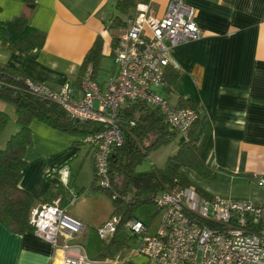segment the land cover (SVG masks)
Segmentation results:
<instances>
[{"label":"crops","instance_id":"1","mask_svg":"<svg viewBox=\"0 0 264 264\" xmlns=\"http://www.w3.org/2000/svg\"><path fill=\"white\" fill-rule=\"evenodd\" d=\"M119 1L34 0L29 7L22 0H0V22L22 15L45 35L42 47L25 52L21 59L12 46L0 41V63L20 66L31 79L50 88L70 83L80 93L85 56L99 41L98 60L88 66L94 81L105 89L118 75L113 43L129 26L138 6L148 4L150 13L161 17L168 2L136 0L123 12ZM184 1L194 8L195 21L203 34L171 48L170 67L176 77L168 92L160 89L159 93L168 101L174 99V106L179 101L194 106L198 116L195 134L201 137L206 131L201 158L214 176L204 178L185 167L180 170L208 194L204 197L264 200V183L260 184L264 181V0ZM107 59L117 66L116 70L99 79ZM76 141V137L40 120L30 122L19 185L36 198L32 211L55 200L67 210L72 193L77 195L73 204L95 197L96 191L87 195L89 186L93 187L94 147ZM172 142L176 152L184 139L176 133L162 145ZM172 155L153 168L176 169ZM82 169L89 177L87 188L84 183L78 185ZM61 170L66 172L67 182L62 180ZM72 242L78 243L76 239ZM57 259L58 252L34 230L16 232L0 221V264H54ZM133 260L136 264H158L144 257Z\"/></svg>","mask_w":264,"mask_h":264},{"label":"built area","instance_id":"2","mask_svg":"<svg viewBox=\"0 0 264 264\" xmlns=\"http://www.w3.org/2000/svg\"><path fill=\"white\" fill-rule=\"evenodd\" d=\"M202 34L194 8L184 0H168L161 17L152 15L148 4L143 3L115 41L113 57L118 75L105 89L90 78L80 81V93L68 83L53 89L42 82L27 81L30 90L58 104L71 118L104 124L102 130L84 138L94 147L93 180L97 186L110 187L109 156L114 146L123 143L117 122L123 105L140 102L158 109L167 125L187 138L197 112L171 105L159 92L168 88L165 68L170 64L171 48L197 40ZM60 174L67 182L66 172L61 170ZM76 199L72 193L70 203ZM154 202L160 215L156 232H150L149 226L137 219L126 223L137 235L133 253L158 264H264V224L258 229L247 225L264 217V200L209 198L188 186L166 190ZM115 222L109 220L100 227V236L113 232ZM30 224L58 252L54 264H126L119 255L92 259L82 244L71 242L83 233L84 224L68 214L58 200L33 210Z\"/></svg>","mask_w":264,"mask_h":264},{"label":"trees","instance_id":"3","mask_svg":"<svg viewBox=\"0 0 264 264\" xmlns=\"http://www.w3.org/2000/svg\"><path fill=\"white\" fill-rule=\"evenodd\" d=\"M22 1L29 7L34 5V0ZM135 2L136 0H120L118 7L126 12L135 5ZM44 40V33L32 27L22 15L0 22V41L12 46L17 51L18 59H21L25 52L42 47ZM114 44L115 42L113 47ZM100 47V42L96 41L86 54L82 79L90 78L94 81L93 71L89 68L97 62ZM175 77L176 73L169 64L165 68L167 92ZM28 80L36 82L20 66L0 63V102L13 106L17 124V131L8 138L4 147L0 146V221L16 232L33 230L30 216L36 198L19 185L25 166L23 154L29 143L30 122L33 119L40 120L76 137L77 143H85L84 138L105 127L99 122L71 118L58 104L30 90ZM178 103L179 107L194 109V106L186 102ZM117 120L122 131L123 143L114 146L109 156L110 187L100 188L94 180L92 185L95 190L107 193L112 201L110 220H116L115 229L109 234L112 235V242L120 248H131L130 239L135 238L137 241V235L127 229L126 223L137 219L150 226L153 217L158 213L154 200L159 194L166 190L193 186L199 194L208 196L192 184L184 171L180 170L181 167L195 171L204 178H211L214 174L209 164L201 158L206 131L201 137L195 134L197 120L191 126L180 148L171 156V160L177 163L176 169L152 168L143 172L136 171L143 157L150 150L172 139L177 131L167 125L158 109L140 102L123 105L118 111ZM8 121L9 114L0 109V136ZM262 224L264 217L247 225L252 229H258ZM97 233L99 238H104L100 236L99 229Z\"/></svg>","mask_w":264,"mask_h":264},{"label":"rangeland","instance_id":"4","mask_svg":"<svg viewBox=\"0 0 264 264\" xmlns=\"http://www.w3.org/2000/svg\"><path fill=\"white\" fill-rule=\"evenodd\" d=\"M107 63L105 64L104 71L99 75V79H103L105 75L108 73H113L116 70V65H113L110 59H107ZM169 103L172 105L174 103V99H169ZM0 109L6 111L9 114V121L7 126L2 131L0 136V146L4 147L8 138L14 134L16 130V122H15V113L12 105L2 102L0 103ZM176 144L174 142L169 145H161L157 148H154L148 152V154L143 157L141 162L137 165L136 171L143 172L152 169L154 166L162 165L166 161H169L170 155L175 153ZM80 152H83V148L80 147ZM85 150V149H84ZM78 157V156H77ZM75 157L73 160L76 162ZM80 155L78 157V161H80ZM86 182V184H85ZM77 183V182H76ZM85 185V188L89 186V177L87 176V172L84 169L78 175V185L81 187ZM89 193L87 195H93V191H96L95 197H91L89 202H76L66 205V211L72 215L81 219L84 224L83 233L76 238V242L82 244L84 247L88 257L92 258H114L116 256H121V258L126 259L127 257H131L130 261L128 260L126 264H136L133 259H137L140 257H144L147 260L146 256L142 254H135L132 252L135 244V238H131V247L120 248L114 242H112V235H106L104 238H99L98 229L102 227L107 221L111 218V213L113 210L112 201L110 197L101 190H94L89 186ZM160 215L156 213L153 217L149 231L154 233L159 227ZM72 242V241H71ZM151 262H154L150 260ZM156 263V262H155Z\"/></svg>","mask_w":264,"mask_h":264}]
</instances>
